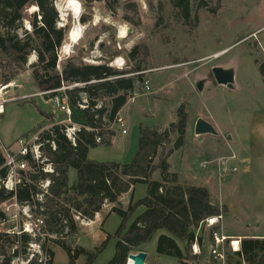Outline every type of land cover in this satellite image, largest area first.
Listing matches in <instances>:
<instances>
[{
  "label": "rangeland",
  "instance_id": "1",
  "mask_svg": "<svg viewBox=\"0 0 264 264\" xmlns=\"http://www.w3.org/2000/svg\"><path fill=\"white\" fill-rule=\"evenodd\" d=\"M65 1L55 0L53 3L58 13L57 28H64L68 33L75 23H80V19H84L86 23L81 24L82 38L76 45L71 46L69 53H63L62 48L68 42L66 33L64 43L57 52L58 60L61 59V62H58L60 66L68 59H73L87 65L106 64L115 70L124 71L138 61L144 75L143 83L134 86L133 91L137 94L135 102L126 104L121 109L125 118L124 126L120 128L111 124L115 132L111 146L91 149L89 160L129 164L137 150L139 125L153 129L176 121L173 110L187 98L190 105L189 128L199 116L209 120V116L216 118V115H219V118L224 120L223 132L234 136L238 130L242 135L238 140L234 138L232 144L235 153L243 152L240 160H233L236 171L225 175L221 183L222 192L227 195L226 202L230 208V215L224 222L228 228L236 231L264 234V189H261L264 183L259 186L256 183V178L260 175L259 170H264V84L259 73V66L264 63V0H219L218 5L215 0L211 2V7L215 9L214 14L205 9H197L196 4L191 2V20L197 17L196 26H188L194 25V22L185 25L183 19L171 7L169 0H101L87 4L83 0H76L82 9L79 18L66 10ZM60 10H63V13ZM32 14L34 12L31 8L26 10V20L18 30L19 36H23L25 31L31 32L28 20ZM121 28L128 31L123 39L118 38ZM135 47L138 48L136 62L129 61L127 54ZM35 62L36 57L31 54L26 65L20 69L12 66L11 69L3 70L0 65V98L5 102L4 113L0 116V143L4 146H16L22 138L27 140L38 137L39 132L50 127H45L49 122L43 121L40 112L51 113L52 104L44 103V97L31 96L40 93L32 86L30 65ZM230 65L235 71L234 90L217 86L211 74L213 67ZM11 73L15 74L14 79L6 85L2 84L1 77ZM198 82H202L201 92L196 89ZM145 83L149 88L148 93L145 92ZM81 97L82 103L85 104V96ZM108 103V99H103L102 102H97V105L107 106ZM53 115L54 123L61 122L58 112ZM78 120L80 113L75 111L72 122ZM40 123L42 129L38 133L28 135ZM122 130L125 134L121 133ZM252 134L254 135L250 139ZM175 137L174 135L173 139ZM255 138L258 143L256 147L261 150L260 155H253L251 150L244 152L246 146L250 149L248 144ZM178 157L173 158L174 165ZM228 166L232 168L230 164ZM156 174L152 175V179ZM75 178L76 172L70 170L69 186ZM146 190L145 185H136L132 192L120 200L122 210L126 211L130 202L135 203L144 198ZM4 203L0 204V212L5 216L4 225H0L1 234L8 231L18 235L25 226L30 225L33 231L29 232V235L38 233L34 228L35 216L27 212L24 206H15L14 201ZM109 211V206H104L102 213L96 215L92 221L75 217L77 234L65 238V243L71 248L82 247L94 252L95 248L105 241L106 235L114 236L122 223L119 216L109 214ZM143 211V207L137 208L126 222V228ZM40 218L44 219L42 216ZM237 220L241 223H237ZM243 224L253 226L247 230ZM202 231L203 235L208 237V230L203 226L195 235H200ZM161 234L162 232L157 233L150 243L137 250L146 253L147 264H164L160 256L155 254L157 240ZM41 239L39 245L27 246L28 259L36 255L38 262L45 264L50 251L53 253V264L68 263L63 250L48 241L44 235ZM205 242L203 250L200 251L202 256L198 254L200 259L189 264L197 263L201 257L208 258V245L207 241ZM115 243L116 240L111 238L93 264H107L114 255ZM226 249L227 261V256L232 251L228 249L227 244ZM208 259L209 264H216L213 259ZM27 262L15 260L12 264ZM85 262V258L80 257L76 264Z\"/></svg>",
  "mask_w": 264,
  "mask_h": 264
},
{
  "label": "trees",
  "instance_id": "2",
  "mask_svg": "<svg viewBox=\"0 0 264 264\" xmlns=\"http://www.w3.org/2000/svg\"><path fill=\"white\" fill-rule=\"evenodd\" d=\"M55 0H0V65L3 70L20 69L27 63L31 54L36 62L30 65L32 86L37 92L55 91L64 86L79 85L64 91L72 111L80 113L81 125L75 134L74 144L64 134V126L54 123L52 113L40 112L44 122H49L47 130L39 132L40 152L50 165L52 173L43 172V164L27 160V166L34 169L29 183L17 189L16 193L0 189V204L15 199L18 205L27 207L29 212L42 216L43 225L37 234L23 233L10 236L0 233V264H12L15 260L28 261L27 264H42L38 256L28 259L26 251L30 244L39 245L42 235L48 241L64 251L67 264H76L84 257L85 264L93 261L114 238V255L107 264H125L128 255L136 253L138 248L150 243L159 232L155 254L176 259L179 264L195 262L198 256L191 254V246L197 245L203 250L208 237L195 235L201 223L207 218L226 214L225 206H220L212 194L202 185L193 186L183 183L180 176L171 170L169 157L185 144V132L188 126L187 98L174 111L176 121H170L166 127H138L137 150L129 164L100 163L88 160L89 150L97 147H110L115 132L109 129L115 115L127 104L129 93L135 84L143 83L144 75L140 62H136L138 48L128 54L129 61H135L130 69L115 70L106 64L87 65L68 59L58 64L57 52L64 43L66 30L57 28L58 13L53 5ZM85 4L101 0H83ZM215 0H169L171 7L183 19L185 25L191 20V2L197 9H205L214 14L211 2ZM216 5L219 0H216ZM36 7L28 22L31 32L19 36L18 30L26 20V10ZM85 24L84 19H80ZM91 47V46H90ZM60 66V68L58 67ZM264 84V63L259 66ZM14 73L3 75L2 84L10 83ZM48 95L46 98L52 97ZM81 95L85 96V104ZM186 97V96H184ZM108 99L107 106L98 107L97 102ZM83 105L84 109H80ZM1 116V115H0ZM38 124L29 134L40 131ZM176 136L173 139V136ZM101 138L96 143V138ZM76 172V178L68 186L69 170ZM158 174V180L152 175ZM49 181L47 194L38 188L41 182ZM145 185L146 195L139 201L130 202L126 211L120 207V199L133 191L134 186ZM42 195L41 200L38 196ZM105 205H111L109 214H115L122 223L114 236L106 235L105 241L89 252L82 247L71 248L65 238L77 234L75 217L92 221L102 213ZM139 207L144 211L126 228V222ZM5 216L0 212V221ZM240 250L230 253L225 264H264V238H243ZM182 248H180V246ZM43 246V245H42ZM138 253V252H137ZM53 253L49 251L48 261L53 264Z\"/></svg>",
  "mask_w": 264,
  "mask_h": 264
},
{
  "label": "built area",
  "instance_id": "3",
  "mask_svg": "<svg viewBox=\"0 0 264 264\" xmlns=\"http://www.w3.org/2000/svg\"><path fill=\"white\" fill-rule=\"evenodd\" d=\"M79 85H72V86H62L61 88L55 91H47L41 92L38 96L47 97L50 94H54L52 97L48 99V102L52 104L53 112H58L61 115V122L59 125L64 126V134L66 138L74 144L75 134L80 130L81 125L72 122L73 118V111L68 104L67 98L65 96H60L59 93H64L65 90L73 88ZM6 90V89H5ZM3 91V89H2ZM145 92H149V88L147 83H145ZM137 98V94L132 91L128 95L127 104H131L135 102ZM4 101L3 98H0V115L4 113ZM80 109H84L83 105H79ZM125 119L119 111L115 117L112 125L116 127L122 128L124 126ZM111 124L109 129L112 130ZM122 134H125V131H121ZM101 138H96L95 142L98 144L100 143ZM42 145L39 143V137H32L31 139H19L16 146H4L0 143V189L4 190L5 192H12L16 193L17 189L23 187L25 184L29 183V177L34 174V169H30L27 166V160H33L36 163L43 164V172L44 173H52V168L50 165H45V159L42 157L40 152V147ZM235 159V155L231 154L225 157H219L210 162H204L200 165L201 169H205L207 166L214 164L218 170V175L220 178H223L230 172H235L236 168H230L228 166V162ZM50 182L47 180L45 182H41L38 184L39 189L43 194H47V190L49 188ZM39 200H41L42 195L38 196ZM8 201H14V205L17 206L15 199H11ZM7 202V201H6ZM6 203H4L5 205ZM24 209L29 212L27 207ZM7 210V209H6ZM3 213V212H2ZM4 214V213H3ZM34 220V228L37 232H39L40 227L43 225V218L41 219L40 216L35 217ZM223 219V214H219L215 217L207 218L204 220L200 227L206 228L210 232L211 241L208 244V257L213 259L218 264H225L226 263V244L228 249L230 248L232 253L238 252L240 250V244L238 240L228 237L223 232V227L221 225ZM5 219L0 221V225H4ZM29 228V229H28ZM30 230V231H29ZM33 231L31 225L25 226L23 233H28ZM5 234H11L12 236L17 233H9L8 231ZM235 241L238 242V249H235L234 243ZM192 254L198 255L200 253V249L195 243L191 246Z\"/></svg>",
  "mask_w": 264,
  "mask_h": 264
},
{
  "label": "crops",
  "instance_id": "4",
  "mask_svg": "<svg viewBox=\"0 0 264 264\" xmlns=\"http://www.w3.org/2000/svg\"><path fill=\"white\" fill-rule=\"evenodd\" d=\"M222 88H225V87H222ZM38 94L39 93H37V94L35 93L31 96H38ZM60 96L63 97L65 95H64V93L63 94L60 93ZM39 97L43 98L44 96H39ZM43 99H44V103H47L49 98L44 97ZM188 110H189V108H187V114H188V118H189ZM173 111H175V110H173ZM51 113L55 114V112H53V111ZM197 119H203V120L209 122L210 124H212L215 127L216 131L218 132V136H210V135L195 136L193 130H194V125H195V122ZM165 124L163 126H165ZM49 125L50 124L47 123V125L45 127L47 128ZM223 127H224V120L220 119L219 115H216V118H211L209 116V120H207L206 117L204 118L202 116H199L198 118H196L195 121L193 122V126L191 128H189L187 126V128H186L184 146L181 147L180 149L174 151L171 154V156L169 157V163L171 166V170L180 176V179L183 183H186L188 185H193V186H198V185L204 186L209 191V193L212 194V196L214 197V199L218 202V204L220 206L226 207L227 213L224 214L223 219H222V223H221V225L223 227V232L226 236L234 238V239H238L239 243L243 238H253V239L264 238V234H254V233H249L248 231H242V232L236 231L233 228H228V226H226L224 220L228 215H230V208L226 202L227 201V195L222 192L221 183L223 182L224 177L223 178L219 177L218 170L214 164L207 166L205 169L200 168V165L204 162H210V161H213L219 157H225V156H229L231 154L235 155L236 160L241 159L240 156H241V154H243V152L237 151L235 153L233 151L232 144H234V141H233L234 138H236L238 140V139L242 138L241 137L242 135H240L238 133V130H237V135L235 134L234 136L233 135L229 136L228 132H223V130H222V129H224ZM191 133H192V135H191ZM253 135L254 134H252L250 139H252ZM221 138H223V139L221 140ZM239 142H241V141H239ZM248 146H250V149L247 146L245 147V149L242 148L244 150V152L247 150L248 151L251 150L253 155H260L261 150L259 151L257 148L258 143L256 142V138L254 140L250 141V144H248ZM240 147H241V145H239V148ZM89 152H90V150H89ZM89 152L87 154L88 160H89ZM175 156H179V157H178V159L174 165L173 164V158ZM228 164H230L231 167L235 166V162L233 163V160L229 161ZM69 172H70V170H69ZM69 172H68V186H69ZM259 172H260V175L256 178V183H258L257 184L258 186L261 183H264V181H263L264 170L263 171L259 170ZM154 178H153L154 180H158V178H159L158 174H156L154 176ZM261 189H264V186ZM108 206L111 209L112 206L111 205H108ZM236 222L241 223L240 220H237ZM255 224H256V221H255ZM243 225H246V224H243ZM252 226L253 225H251V224H249V226L246 225L245 229L250 230L251 229L250 227H252ZM201 254L202 253H200V255ZM200 255H198V258ZM208 258L207 257L206 258L201 257V260L198 261L199 263L197 262V263H191V264H209ZM160 259L162 260V262L164 264H177L176 263L177 261L174 258H170V257H166V256H160ZM216 264H218V263H216Z\"/></svg>",
  "mask_w": 264,
  "mask_h": 264
},
{
  "label": "water",
  "instance_id": "5",
  "mask_svg": "<svg viewBox=\"0 0 264 264\" xmlns=\"http://www.w3.org/2000/svg\"><path fill=\"white\" fill-rule=\"evenodd\" d=\"M58 62L60 63L61 59H59ZM211 74L217 86L225 87L228 90L235 89V71L231 65L226 67H213L211 69ZM196 89L199 92L202 91V82H198L196 84ZM193 132L195 136H218V132L215 127L203 119L196 120ZM146 257V253L141 251L136 254H130L127 257L125 264H129V261L132 264H147Z\"/></svg>",
  "mask_w": 264,
  "mask_h": 264
},
{
  "label": "bare ground",
  "instance_id": "6",
  "mask_svg": "<svg viewBox=\"0 0 264 264\" xmlns=\"http://www.w3.org/2000/svg\"><path fill=\"white\" fill-rule=\"evenodd\" d=\"M65 8H66V10H69L70 12H72L73 16L77 17V18H79L81 13H82L81 6L76 0H66L65 1ZM36 10H37L36 7L31 8L32 12H35ZM62 11L63 10H60V12H62ZM82 32H83V26L81 25V23H79V24L75 23L74 26L67 33V41L68 42L62 47L63 53H69L71 46L76 45L80 41V39L82 38ZM127 33H128V31H126V29L121 28L118 32V38L123 39ZM4 90L5 89H3V91ZM234 246H235V249H238V242L237 241H235ZM129 264H132V263L129 261Z\"/></svg>",
  "mask_w": 264,
  "mask_h": 264
}]
</instances>
